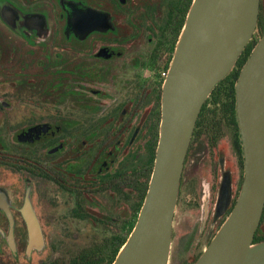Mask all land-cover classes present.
Masks as SVG:
<instances>
[{
    "label": "flooded vegetation",
    "instance_id": "1",
    "mask_svg": "<svg viewBox=\"0 0 264 264\" xmlns=\"http://www.w3.org/2000/svg\"><path fill=\"white\" fill-rule=\"evenodd\" d=\"M193 1L0 0V264L116 259L149 189L164 84ZM224 175L230 199L216 218ZM243 180L231 132L192 137L170 264L198 261ZM26 205L41 233L35 249Z\"/></svg>",
    "mask_w": 264,
    "mask_h": 264
},
{
    "label": "water",
    "instance_id": "2",
    "mask_svg": "<svg viewBox=\"0 0 264 264\" xmlns=\"http://www.w3.org/2000/svg\"><path fill=\"white\" fill-rule=\"evenodd\" d=\"M260 0H194L164 84L154 170L137 224L113 264H170L174 217L188 150L202 108L237 65L257 29ZM244 180L234 209L194 264H264L255 235L264 211V35L235 84ZM222 170L225 167L221 162ZM224 175L216 218L227 208ZM3 193L0 190V207ZM27 204H31L29 199ZM4 208V207H3ZM29 248L41 237L26 205Z\"/></svg>",
    "mask_w": 264,
    "mask_h": 264
},
{
    "label": "trees",
    "instance_id": "3",
    "mask_svg": "<svg viewBox=\"0 0 264 264\" xmlns=\"http://www.w3.org/2000/svg\"><path fill=\"white\" fill-rule=\"evenodd\" d=\"M263 35L264 28H262V24H260L255 32V38L251 44L246 47L244 53L239 58L236 67L219 85L216 86L211 96L204 104L193 134L195 139L202 138L206 140L213 138L214 136L224 138L226 132H231L241 156L242 164L244 159L236 117L235 83L243 65L246 63L254 47L258 43L257 40H260ZM261 241H264V238L260 237L259 234H256L254 242L257 243ZM114 261L115 259H113L112 264Z\"/></svg>",
    "mask_w": 264,
    "mask_h": 264
},
{
    "label": "rangeland",
    "instance_id": "4",
    "mask_svg": "<svg viewBox=\"0 0 264 264\" xmlns=\"http://www.w3.org/2000/svg\"><path fill=\"white\" fill-rule=\"evenodd\" d=\"M224 170H225V169H223V172H224ZM204 189H207V187L204 186ZM39 262H40V261H39L38 259H36V264H39Z\"/></svg>",
    "mask_w": 264,
    "mask_h": 264
}]
</instances>
